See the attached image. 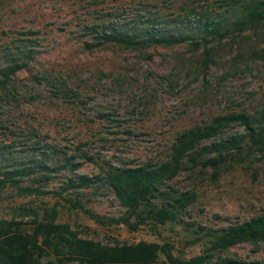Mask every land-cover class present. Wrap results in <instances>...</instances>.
<instances>
[{"label": "rangeland", "instance_id": "obj_1", "mask_svg": "<svg viewBox=\"0 0 264 264\" xmlns=\"http://www.w3.org/2000/svg\"><path fill=\"white\" fill-rule=\"evenodd\" d=\"M246 2L0 0V81L8 65L27 64L0 85V153L27 163L35 157L48 159L55 169L42 182L43 190L51 192L46 196L20 197L13 188L0 189V220L21 222L32 233L35 215L24 209L41 216L57 210V223L69 225L79 238L110 246L170 243L177 257L190 259L211 247L207 231L259 216L264 208V153L249 145L227 154L218 174L200 160L186 158L168 185L195 195V201L178 221L155 230L151 225L133 231L97 224L73 204L80 201L107 217L123 216L126 209L106 186L67 188L74 176L63 167L78 164L77 175L101 177L110 167L161 164L170 160L187 129L232 112L260 116L264 21L223 39L210 37V43L195 38L173 47L138 49L103 43L90 28L132 24L139 13L195 27L202 16L229 21L233 7ZM243 134V127L232 126L221 137ZM218 256L264 260V243L240 244Z\"/></svg>", "mask_w": 264, "mask_h": 264}, {"label": "trees", "instance_id": "obj_2", "mask_svg": "<svg viewBox=\"0 0 264 264\" xmlns=\"http://www.w3.org/2000/svg\"><path fill=\"white\" fill-rule=\"evenodd\" d=\"M232 19L202 16L193 27L180 18L176 21H160L150 15L139 13L130 24L111 22L110 26H91L97 31L103 43L118 44L126 49L152 46L173 47L195 38L205 43L213 39H223L233 32L243 33L264 21V0H247L232 9ZM152 15V16H151ZM27 64L17 61L2 69L0 85L23 71ZM232 126L244 128L245 134L222 138L225 130ZM207 144L212 140H218ZM245 145L264 153V112L260 116L246 112H232L219 115L206 125L195 126L180 134L173 146L170 160L161 164H144L133 167H110L104 176L89 177L77 175L78 164L69 167L74 177L68 179L67 188L90 190L106 186L126 209L120 217H107L86 209L80 201L73 207L103 226H126L137 231L143 226L176 222L195 201V195L180 194L168 183L180 172L186 158L192 162L200 160L204 167H211L218 174L226 162V155L243 151ZM48 152L43 153L46 157ZM89 161L93 159L88 157ZM66 161V160H65ZM51 169L47 160L35 157L29 163L16 161L7 153H0V189L13 188L20 197H42L51 192L43 190L42 182L49 180ZM30 182L28 186L24 183ZM102 183V184H100ZM35 215L36 227L32 233L24 231L21 222L0 220V264H264V260H242L221 257L218 254L244 243H264V208L259 216L233 224L220 230H210L205 236L210 238L211 247L203 254L190 259L175 255V246L140 242L131 245H104L77 236L67 224L57 223V210ZM47 262H44L46 260Z\"/></svg>", "mask_w": 264, "mask_h": 264}]
</instances>
